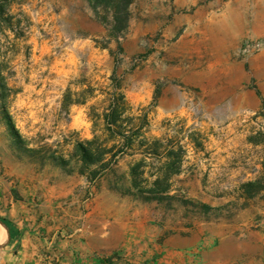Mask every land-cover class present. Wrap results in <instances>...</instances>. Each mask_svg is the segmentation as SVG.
Here are the masks:
<instances>
[{"label":"rangeland","instance_id":"obj_1","mask_svg":"<svg viewBox=\"0 0 264 264\" xmlns=\"http://www.w3.org/2000/svg\"><path fill=\"white\" fill-rule=\"evenodd\" d=\"M237 2L176 8L173 0H134L128 28L116 37L90 0H0V135L18 184L39 196L50 185L73 182V193L59 201L78 197L83 211L96 192L109 190L145 204L167 232L205 221L264 227V52L247 59L238 53L244 38L264 28L256 12L245 10L232 18L234 36L198 35L178 44L186 29L178 18L200 5L224 12ZM206 42L209 53L200 57ZM198 58L203 72L188 66ZM118 84L130 147L105 122ZM83 148L105 149L103 162L111 163L83 164ZM220 153L226 160L216 168L211 162ZM166 169H179L169 180L176 195L170 204L117 189L133 180L152 183ZM249 181L263 187L249 196L242 188Z\"/></svg>","mask_w":264,"mask_h":264},{"label":"crops","instance_id":"obj_2","mask_svg":"<svg viewBox=\"0 0 264 264\" xmlns=\"http://www.w3.org/2000/svg\"><path fill=\"white\" fill-rule=\"evenodd\" d=\"M237 1L227 4L224 12L204 11L205 6L200 5L184 21L178 18L177 25L186 23L178 44L187 38L192 42L198 35L206 39L234 36L232 18L245 10L256 12L254 17L263 29L264 0ZM196 3L173 0L176 8ZM234 9L236 14L230 12ZM189 50L199 51L192 45ZM208 53L206 42L197 55ZM204 63L198 58L188 66H201L203 72ZM220 155L219 162H211L216 168L226 160ZM12 160L0 135V264H94L97 259H110V264H264V227L205 221L167 232L156 225L145 204L109 190L96 192L83 211L78 197L67 204L59 201L73 193V182L50 185L37 196L38 190L24 181L18 184Z\"/></svg>","mask_w":264,"mask_h":264},{"label":"trees","instance_id":"obj_3","mask_svg":"<svg viewBox=\"0 0 264 264\" xmlns=\"http://www.w3.org/2000/svg\"><path fill=\"white\" fill-rule=\"evenodd\" d=\"M93 3V7L98 15V17L105 21L108 25L109 32L113 36H119L126 32L129 21L131 19V5L134 0H90ZM101 8L105 9V13H101ZM120 84L114 86V90L112 92V99L110 105L108 107V111L105 114V122L108 130H111L114 134L121 136L125 140V145L130 147L133 142L132 136L128 134V132L122 130L123 124L120 122L121 115L125 109V101L124 95L120 91ZM9 125L13 131L14 126L12 124L9 116L7 117ZM139 129V127L137 128ZM106 151L97 150V154L93 152V154L88 150L83 148L82 153V162L83 164H97L101 165L102 168L109 165V162H103L104 155ZM175 151L171 150L170 154L174 155ZM179 169L174 170H165L163 174L158 175L157 179L152 183L144 184L138 183L136 180H133L132 185L127 188L119 187L117 188L124 195H129L134 198L140 199L142 201L151 202L157 201L158 203H169L171 199L175 198L176 195L169 194L171 185L169 183L170 178L175 173H178ZM136 173V168H133V176ZM143 183V182H142ZM263 186L261 185V181H249L244 183L242 188L245 190V194L251 196L258 191ZM185 201V200H182ZM194 204V202H192ZM195 205V204H194ZM200 208L204 210H211L212 207L201 203ZM110 259H97L94 264H110Z\"/></svg>","mask_w":264,"mask_h":264},{"label":"built area","instance_id":"obj_4","mask_svg":"<svg viewBox=\"0 0 264 264\" xmlns=\"http://www.w3.org/2000/svg\"><path fill=\"white\" fill-rule=\"evenodd\" d=\"M264 52V35L260 37L248 36L246 37L240 48L239 55L247 59Z\"/></svg>","mask_w":264,"mask_h":264},{"label":"bare ground","instance_id":"obj_5","mask_svg":"<svg viewBox=\"0 0 264 264\" xmlns=\"http://www.w3.org/2000/svg\"><path fill=\"white\" fill-rule=\"evenodd\" d=\"M1 226V225H0Z\"/></svg>","mask_w":264,"mask_h":264}]
</instances>
